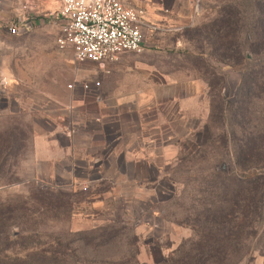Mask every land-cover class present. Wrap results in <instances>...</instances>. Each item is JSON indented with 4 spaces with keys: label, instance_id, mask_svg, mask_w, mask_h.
<instances>
[{
    "label": "rangeland",
    "instance_id": "rangeland-1",
    "mask_svg": "<svg viewBox=\"0 0 264 264\" xmlns=\"http://www.w3.org/2000/svg\"><path fill=\"white\" fill-rule=\"evenodd\" d=\"M1 1L0 264H264V203L253 191L247 220L239 208L256 169L235 164L240 141L264 132V85L242 100L244 81L264 77V47L250 46L264 0H195L188 26L105 65L58 48L60 0ZM239 45L240 62H220ZM158 93L178 98L158 120L152 108L107 117L101 153L78 140L99 128L82 127L72 104L118 109ZM69 152H110L113 167L72 171Z\"/></svg>",
    "mask_w": 264,
    "mask_h": 264
},
{
    "label": "built area",
    "instance_id": "built-area-1",
    "mask_svg": "<svg viewBox=\"0 0 264 264\" xmlns=\"http://www.w3.org/2000/svg\"><path fill=\"white\" fill-rule=\"evenodd\" d=\"M53 20L59 25L56 40L62 51L71 50L75 62L100 65L118 63L124 56L145 51L146 32L161 30L145 20V12L130 8L120 0H60ZM18 23L9 29L11 36L21 30ZM30 24L25 26L28 30ZM99 82L83 83L82 89L100 88ZM75 84L69 85L73 91Z\"/></svg>",
    "mask_w": 264,
    "mask_h": 264
},
{
    "label": "crops",
    "instance_id": "crops-1",
    "mask_svg": "<svg viewBox=\"0 0 264 264\" xmlns=\"http://www.w3.org/2000/svg\"><path fill=\"white\" fill-rule=\"evenodd\" d=\"M123 4L130 8L142 10L145 12V20L155 25L161 31L159 33H146V37L151 36V41H155L159 43L158 35H162L164 33H171L173 31H177L185 26H188L190 21L193 18V13L195 11V0H120ZM3 1L0 0V18L2 12ZM30 30V29H28ZM27 30V31H28ZM3 32L0 31V50L1 45L4 41ZM3 38H2V37ZM1 55H0V76L6 75L5 71L1 69ZM75 90V89H74ZM73 90V91H74ZM70 91V90H69ZM71 91V92H73ZM158 90H156L157 92ZM152 100L142 101L140 100V95H126L122 97V104L118 109L114 108L113 105L108 108H102L100 104L97 105L95 102L91 101H78L77 104H72V108H74L75 113L77 114L78 119H80L83 124L88 119L89 123L95 124L98 126L99 130L97 131H88L86 133L80 134L78 136V140L82 141V146L87 148H95L98 149V152L102 151L103 148H108V134L105 131L107 117H112L113 115H117L120 113H135L141 110L145 111V109L152 108V112L156 113L157 120L160 118V107L162 105V101L167 104H171L172 101H177L176 95H168L167 99H162L161 95L158 93L153 95ZM183 99V98H182ZM186 98H184L185 100ZM141 104V105H140ZM89 106H94L97 108V113L88 114L87 110ZM156 110V112H155ZM159 117V118H158ZM100 120V121H98ZM98 121V122H97ZM152 129H155V122L152 123ZM104 131V132H103ZM122 139V138H121ZM120 136L117 137L116 140L121 141ZM106 150V149H105ZM99 152V153H101ZM75 153L69 152L66 153L68 163L71 167L72 171H83L84 173H95L108 171V169H112V163L109 158L111 155L110 152L107 154L106 152L98 155H103L102 159H99L97 155L84 158H75ZM107 154V155H106ZM139 164L137 161H132V164Z\"/></svg>",
    "mask_w": 264,
    "mask_h": 264
},
{
    "label": "trees",
    "instance_id": "trees-1",
    "mask_svg": "<svg viewBox=\"0 0 264 264\" xmlns=\"http://www.w3.org/2000/svg\"><path fill=\"white\" fill-rule=\"evenodd\" d=\"M258 11L259 16L257 20V34L260 35V38L256 39L250 46L252 48V51L255 54H259L261 48L264 47V8L261 2L258 3ZM237 22V26H238ZM229 25L228 22L223 24V27L219 29V33L223 29H228ZM240 28L238 26L237 33L240 31ZM241 48V51H240ZM242 45H239V51L235 52L234 56L232 57H224L222 58V61L230 62L231 60L235 62H240L242 60ZM200 58H204L203 55H197ZM244 58V57H243ZM259 72V71H258ZM264 77L261 76V72L259 73H253L250 75V78H247L244 81V87L242 89V100L244 104L247 100L251 99V97L254 95L255 91L259 88H261L262 85H264L263 80ZM241 145L239 146L238 152L235 156V164L239 169L243 170H249L252 167H254L256 170L255 175L253 177H256L255 180L252 182H247L249 184V190H247V194L249 195V198H244V206H240L241 212L243 215V219L247 220L251 214L252 210V202H254L251 199V194L253 191H255L256 197L259 198L261 201V204L264 203V191H260V187H263L264 190V132L256 133L255 135L249 134L248 137H244L241 141ZM259 181H263V183L258 185ZM240 192L237 194H233L234 198H240ZM228 195H226L227 198ZM227 201V200H226ZM215 219V218H214ZM242 219V220H243ZM214 224L217 223L215 220L213 221Z\"/></svg>",
    "mask_w": 264,
    "mask_h": 264
}]
</instances>
